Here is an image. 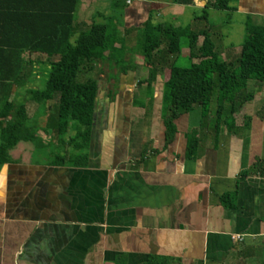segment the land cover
<instances>
[{"label":"crops","instance_id":"0c3cea01","mask_svg":"<svg viewBox=\"0 0 264 264\" xmlns=\"http://www.w3.org/2000/svg\"><path fill=\"white\" fill-rule=\"evenodd\" d=\"M77 1L76 35L112 22L115 47L138 55L122 73L118 94L97 95L80 167L69 160L56 164L52 145L62 154L73 148L57 149L41 108L17 95L41 88L47 56H23L18 78L26 85L14 90L0 81V94L13 93L0 95V133L11 121L6 102L19 99L37 121L32 127L39 139L20 142L0 164V264H264V84L253 83L256 95L238 113L220 119L213 111L204 119L199 107L168 131L162 91L170 73L158 74L146 88L151 70L138 69L146 66L149 24L208 32L219 60H236L243 44L230 43L218 20H246L243 43L251 25L264 35V0H238L226 12L213 8L216 0H149L131 7L118 0ZM203 42L201 36L193 52L184 48L183 57L199 63Z\"/></svg>","mask_w":264,"mask_h":264},{"label":"trees","instance_id":"16d2710c","mask_svg":"<svg viewBox=\"0 0 264 264\" xmlns=\"http://www.w3.org/2000/svg\"><path fill=\"white\" fill-rule=\"evenodd\" d=\"M237 1L216 0L213 8L220 12L232 11ZM77 2L0 0V74L7 71L10 75L0 76V81H8L7 86L11 88L15 84L26 85L27 79L18 78L24 68L23 56L26 53L47 56L49 65L41 69V88L17 95H27L24 101L37 105L53 103L58 115L55 114L48 125L55 130L57 149L69 146L73 150L62 154L56 152L53 149L55 145H52L51 156L61 161H56V164L69 160L75 167H80V163L87 160L84 152L90 143L97 107L98 82L89 75L101 72L102 63L108 58L114 61L120 50L115 47L116 37L108 26L94 25L88 32L76 35L74 20ZM201 36L204 42L199 49V63H194L193 57L188 58L186 63L182 59L183 49L195 51ZM146 39L144 58L151 70L152 80L148 82V87L154 86L158 74L166 70L170 73L162 91L168 131L181 115L199 107L203 110L204 119H207L216 98L220 111L218 117L222 118L226 106L231 103L233 115L245 104L236 103L241 101L238 96L252 95L248 92L250 83L264 84V35L252 25L248 27L240 56L230 62L219 60L208 32L195 33L190 27L149 24ZM6 64L12 67H6ZM6 109L11 121L0 133L1 165L8 162L9 152L20 142H39L35 136L37 129L32 127L37 125V121L32 122L28 118L26 103L19 99L6 102ZM71 132L74 136L69 137ZM193 150L191 143L189 155ZM149 264L156 263L151 259Z\"/></svg>","mask_w":264,"mask_h":264},{"label":"rangeland","instance_id":"374dc122","mask_svg":"<svg viewBox=\"0 0 264 264\" xmlns=\"http://www.w3.org/2000/svg\"><path fill=\"white\" fill-rule=\"evenodd\" d=\"M196 12L198 13V15L202 14L201 12H198V11H196ZM191 15H192V13L190 14L189 18H191ZM218 22H219V24H221V29L227 30V32H229V34H230V41L229 42L232 43L236 48H239L241 46V44H243V38H244L243 36L245 35V32H246L245 26H243V24H246V20L240 19V17H238V18L235 17L232 20L220 19V20H218ZM183 23H186V18L181 19V21L179 22V25L183 26ZM247 24H255V22L254 23L251 22V23H247ZM187 27H190V25H188ZM110 28L112 29V22H111ZM116 42L119 43V40ZM134 51L135 50H132L131 52H129L130 54L125 53V51H120L119 53H116V59H115L116 61L115 60L112 62H109L108 60L104 61V63L106 64L107 67L106 66L105 67L100 66L101 72L95 73V75L94 74L89 75L90 78L96 79L98 82V95H108L109 90H111V92L113 93L112 95L118 94L120 92V90L122 89L120 86V84L122 82V73L131 71L129 69V67L131 65H133V61L135 60V57L138 55V53H134ZM182 54H183V52H182ZM105 56L107 57V54ZM182 59L186 63L188 62V60H186L185 58H182ZM104 63H102V64H104ZM109 63L111 64V66L109 65ZM138 69L142 72V71L149 70V67L146 65L144 67H139ZM107 76H108V78H107ZM107 79L110 81V84H108ZM253 83L254 82L250 83L249 90H248V92L252 93V95L238 96V98H240L241 101L237 100L238 101V102H236L237 104H239L240 102L241 103H248L250 101V99L252 100L251 96L254 97V95H256L255 93H253V90H254V87H253L254 84ZM255 83H258V82H255ZM148 86L149 85H144V87H146V88H148ZM144 87H141V88H144ZM143 94L146 95V93H143ZM151 95H154L153 92H151ZM26 96L27 95H24V97H26ZM25 99H27V98H25ZM217 102L218 101L216 98L213 101V104H216L215 110L213 109V106H212L211 112H210V113H212L214 111L215 115L220 112L219 108L217 107ZM52 104L53 103H49L47 105H38L39 107H41V111H40L39 115L41 118H43V117L46 118L47 124H49V121L51 118L53 119L56 115H58V111H57L56 107H54V105H52ZM226 107L227 108H225L224 114L227 115V114H230L232 111V108H233L232 103L230 105L228 104ZM236 113H238V112H236Z\"/></svg>","mask_w":264,"mask_h":264},{"label":"built area","instance_id":"2783aa9c","mask_svg":"<svg viewBox=\"0 0 264 264\" xmlns=\"http://www.w3.org/2000/svg\"><path fill=\"white\" fill-rule=\"evenodd\" d=\"M118 1H121L126 7H131L137 3H145L149 0H118ZM235 240L237 242H242L244 238L242 236H237L235 237Z\"/></svg>","mask_w":264,"mask_h":264}]
</instances>
